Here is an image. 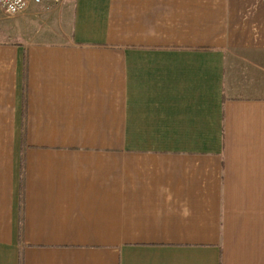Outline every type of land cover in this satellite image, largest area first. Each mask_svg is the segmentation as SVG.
Segmentation results:
<instances>
[{
  "label": "crops",
  "instance_id": "crops-1",
  "mask_svg": "<svg viewBox=\"0 0 264 264\" xmlns=\"http://www.w3.org/2000/svg\"><path fill=\"white\" fill-rule=\"evenodd\" d=\"M15 16L0 264H264V0H28Z\"/></svg>",
  "mask_w": 264,
  "mask_h": 264
},
{
  "label": "built area",
  "instance_id": "built-area-1",
  "mask_svg": "<svg viewBox=\"0 0 264 264\" xmlns=\"http://www.w3.org/2000/svg\"><path fill=\"white\" fill-rule=\"evenodd\" d=\"M41 2V0H33ZM63 0H51L52 5H59ZM28 0H0V11L7 17L18 15L25 11Z\"/></svg>",
  "mask_w": 264,
  "mask_h": 264
},
{
  "label": "rangeland",
  "instance_id": "rangeland-1",
  "mask_svg": "<svg viewBox=\"0 0 264 264\" xmlns=\"http://www.w3.org/2000/svg\"><path fill=\"white\" fill-rule=\"evenodd\" d=\"M19 16L7 17L0 11V25L7 27L11 22H15Z\"/></svg>",
  "mask_w": 264,
  "mask_h": 264
}]
</instances>
